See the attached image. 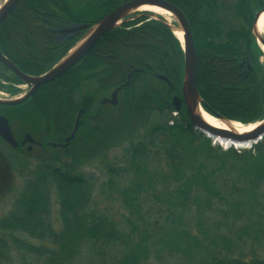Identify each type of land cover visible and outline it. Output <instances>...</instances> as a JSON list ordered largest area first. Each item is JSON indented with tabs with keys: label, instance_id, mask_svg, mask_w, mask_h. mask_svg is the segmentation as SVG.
I'll use <instances>...</instances> for the list:
<instances>
[{
	"label": "trees",
	"instance_id": "1",
	"mask_svg": "<svg viewBox=\"0 0 264 264\" xmlns=\"http://www.w3.org/2000/svg\"><path fill=\"white\" fill-rule=\"evenodd\" d=\"M126 1L20 0L0 24V49L23 72L44 74L85 25ZM170 1L192 29L204 108L245 124L263 120L264 52L253 21L240 8L231 25L216 0ZM0 76L23 84L1 61ZM128 79L109 109L104 99ZM183 79L182 43L164 19L144 15L105 33L26 100L0 104L18 132L58 143L84 109L76 137L68 146H46L40 162L3 146L24 186L0 215V264H146L154 256L264 264V138L250 150L214 145L185 105L179 112L173 105ZM112 148L120 153L109 156ZM88 165L103 176L86 172ZM105 198L118 203L119 219L101 207Z\"/></svg>",
	"mask_w": 264,
	"mask_h": 264
},
{
	"label": "water",
	"instance_id": "2",
	"mask_svg": "<svg viewBox=\"0 0 264 264\" xmlns=\"http://www.w3.org/2000/svg\"><path fill=\"white\" fill-rule=\"evenodd\" d=\"M1 1V0H0ZM20 0H9L7 1L2 9L0 10V24L4 20V18L15 8ZM158 5L162 8H165L174 13V15L178 18V22H174L175 24H179L184 30V43H182L184 49V79L182 86V96H175L173 98V105L177 112L181 110L182 104L186 106L188 111L189 119L193 124L196 130L201 131L207 137L214 139L215 142H219L224 144L226 147H237L239 149H249L254 144H257L264 138V119L255 123H258V127L248 134L236 133L231 130L217 128L212 126L211 124L203 121L197 116V108L201 105L203 108L205 107V102L202 99L197 85V51L193 38V33L189 21L183 12V10L173 3L170 0H128L112 11H110L107 15L101 18L98 22L93 25H85L84 29L86 30L84 34L79 38V40L66 52V54L47 72L41 75H31L23 72L15 63H13L7 56H5L0 50V61L13 73H15L19 79L23 82L25 86L28 87V90L22 94L21 99L18 100L15 97L10 100H0V104H18L30 96H32L36 90L47 82L54 80L55 78L61 76L65 72H67L70 68L76 65L93 47V45L108 31L121 26L123 23L127 22L129 16H125V12L133 7H138L141 5ZM264 11V8L258 12L252 27V34H254V26L257 23V20L260 14ZM146 12V11H141ZM135 13H138L135 12ZM133 13V14H135ZM155 18V17H154ZM159 19V18H157ZM166 24H168L166 22ZM97 25V29L94 33L89 37V39L76 51L69 59L63 62V59L68 55V53L76 46L79 41L93 28ZM170 27V25L168 24ZM171 28V27H170ZM256 37V36H255ZM258 41V39L256 38ZM259 42V41H258ZM259 44V43H258ZM260 45V44H259ZM261 46V45H260ZM262 48V47H261ZM159 77L167 82L169 79L165 75H159ZM129 81L125 84L119 86L113 92V99L109 100L111 103H117V94L119 91L124 88ZM205 109V108H204ZM206 110V109H205ZM207 111V110H206ZM83 112V109L80 110L75 129L72 131L71 135L66 138V142L63 145H68L70 140L74 138L76 131L79 128L80 117ZM210 113V112H209ZM215 117L223 118L225 116L220 114H212ZM227 118V117H225ZM229 119V118H228ZM236 121V120H234ZM254 124V123H249ZM247 124V125H249ZM0 135L5 139L11 146L17 147L18 141L14 138L12 129L9 123V119L4 115L0 114ZM34 138L31 134H27L23 143L26 142H34ZM55 145V144H54Z\"/></svg>",
	"mask_w": 264,
	"mask_h": 264
},
{
	"label": "rangeland",
	"instance_id": "3",
	"mask_svg": "<svg viewBox=\"0 0 264 264\" xmlns=\"http://www.w3.org/2000/svg\"><path fill=\"white\" fill-rule=\"evenodd\" d=\"M151 16V14L147 13V12H138L135 13L133 15H130L129 20L135 19L137 17L140 16ZM154 18V17H153ZM157 19V18H156ZM159 19H164V18H159ZM128 20V21H129ZM165 20V19H164ZM20 88H21V92L15 94V95H11L10 93L4 91V90H0V98L4 99V100H10L12 98L21 96L22 94H24L27 90L28 87L25 86L24 84H19ZM109 97V95H108ZM119 101V99H118ZM109 104L107 107L109 109H112L113 106H117L118 104H112V103H107ZM173 115H176V112H173ZM39 139H41V136H38ZM212 143L214 145H219L222 149L226 150L229 147H226L224 144H221L219 142H215L214 139H212ZM255 145V144H254ZM253 145V146H254ZM253 146L250 149H253ZM3 146H0V215L3 212H9L12 209V203L14 198L22 191L23 186H24V179L22 176L18 175V173L13 172L11 169V164L9 162V159L7 158V155L5 154V151L2 149ZM236 150H243V149H239L237 147H234ZM25 150V149H24ZM24 150H20V151H24ZM41 150V149H40ZM39 148H36L30 155H28V153L26 154V156H24L25 158H28L31 162H40L42 159H45L46 157H48L46 154L43 155L42 151H40ZM120 150L116 149V148H112L109 150L108 155L113 157L114 155H117ZM17 153L20 154L19 151H17ZM25 154V153H24ZM22 155V154H20ZM227 162L229 163H236L238 166H240V162H238L235 158L233 157H227L226 158ZM211 161H215V159H212ZM237 166V167H238ZM84 170L86 172H89L91 174L94 175V177L96 178H100L99 176H103V174L100 172V169H97L96 167H94L93 165H88L84 168ZM102 174V175H101ZM103 179V178H102ZM101 180V179H100ZM53 196H54V209L55 212L57 210V203H56V195L53 192ZM97 197V196H95ZM101 199V198H99ZM102 208H106L110 211V213H112L113 216H115V218L119 219V205L118 203L115 201V199H110V198H105L102 199ZM56 216V213H55ZM178 262H181L179 259H172L171 261L168 262H164L161 261V259H159L158 257L154 256L151 261H149L146 264H178ZM12 264H17L16 262H13Z\"/></svg>",
	"mask_w": 264,
	"mask_h": 264
},
{
	"label": "flooded vegetation",
	"instance_id": "4",
	"mask_svg": "<svg viewBox=\"0 0 264 264\" xmlns=\"http://www.w3.org/2000/svg\"><path fill=\"white\" fill-rule=\"evenodd\" d=\"M216 1L218 2V5L219 4L221 5V10L224 11L223 12L224 16H227L226 17L227 21L231 25H233V26L235 24H237V21H236L237 18L240 19V17L237 16L240 8L243 11L244 18L245 19H248L249 21L252 20L253 23H254V20H255V18L257 16L258 12L261 11L264 8V0H216ZM252 27H253V24H252ZM9 71L12 72L11 70H9ZM3 74L10 77V74L7 71L6 72H3ZM159 75H162V74H158L157 75V77L159 79H161L159 77ZM165 76H167V75H165ZM168 79H169V77H168ZM161 80H163V79H161ZM128 81L130 82L129 79H128ZM163 81H165V80H163ZM169 83H170V79H169ZM0 84L4 85L3 87H0V90H4L6 92H7V90H6L7 87L9 88L11 86H15L17 88H20L19 84H15L11 80L6 79V78L1 77V76H0ZM123 84H125V83H123ZM123 84H121V85H123ZM121 85H119V86H121ZM119 86H117L116 88H118ZM115 89L112 90V92L110 93L109 97H106L104 99L103 102L105 104L111 103L109 100L110 99L111 100L113 99V92L115 91ZM121 90L117 94V103L116 104H118V102H119L118 99H119V94H120ZM183 106H184V103L182 104L181 109L183 108ZM81 109H83V108H81ZM80 110H79V112H80ZM83 112H84V109H83ZM83 112H82V114H83ZM0 114L4 115L5 117H7L9 119V123H10L11 129H12L13 136L18 141L17 147H13L5 139H3V137L0 135V146H4V145L9 146V148H12V149H14L16 151H19L20 154L26 156V154L28 152L32 153L36 148H39V150L41 149L40 151H44V149L46 148V146L62 147V146H68L69 145V144L68 145H63V144L66 142V138L69 135H71L72 131H71V133L68 136L65 137V141L63 143L62 142L61 143H58V142H54V141H50V140H45V135L43 133H41V134L38 135V136H41L42 137L41 139H39L38 136H36V135H34V134L30 133V132H27V131H23L21 133L18 132V127L16 126V124H14V122L11 121V118L9 116H7L2 111H0ZM82 114H81V116H82ZM78 115H79V113H78ZM77 118H78V116H77ZM80 120H81V117H80ZM76 121H77V119H76ZM75 124H76V122H75ZM79 127H80V122H79ZM74 129H75V126H74ZM78 130H79V128H78ZM78 130L76 131L74 138L76 137V134H77ZM27 134H31L33 136V138H34L35 141L34 142H26V143H23L24 140H25V138H26V135ZM73 139H71V140H73ZM20 150H24V151H20Z\"/></svg>",
	"mask_w": 264,
	"mask_h": 264
},
{
	"label": "bare ground",
	"instance_id": "5",
	"mask_svg": "<svg viewBox=\"0 0 264 264\" xmlns=\"http://www.w3.org/2000/svg\"><path fill=\"white\" fill-rule=\"evenodd\" d=\"M9 1V0H1L0 1V10L4 6V4ZM141 12V11H146L147 13L151 14L152 17L155 18H164L165 21L170 25L171 30L173 33L176 35V37L180 40L181 43H184V30L179 24H175L174 22H178V18L174 15L173 12L162 8L158 5H141L138 7H133L128 9L125 12V16H130L133 15L135 12ZM97 25H95L91 30L79 41V43L74 46V48L68 53V55L63 59V62H65L67 59H69L82 45L89 39V37L94 33V31L97 29ZM254 34L256 38L258 39V43L261 45L262 50L264 52V11L260 14L257 23L254 26ZM18 100L21 99L19 96L17 98ZM1 101H4V99H1ZM197 116L202 119L203 121L211 124L214 127L217 128H222V129H227L234 131L236 133H241V134H248L254 131L258 127V123L254 124H245L239 121H234L232 119L228 118H218L213 116L211 113L206 111L201 105L198 106L197 108Z\"/></svg>",
	"mask_w": 264,
	"mask_h": 264
}]
</instances>
